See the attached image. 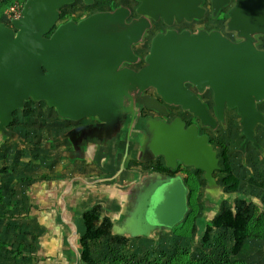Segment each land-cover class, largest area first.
Returning <instances> with one entry per match:
<instances>
[{
	"label": "water",
	"instance_id": "95a60500",
	"mask_svg": "<svg viewBox=\"0 0 264 264\" xmlns=\"http://www.w3.org/2000/svg\"><path fill=\"white\" fill-rule=\"evenodd\" d=\"M76 1L94 3L25 0L19 18L10 25L0 21V146L25 142L10 128L14 114L23 112L28 102L43 103L61 120L95 121L55 139H68L72 152L64 156L70 161L99 157L107 171L120 151L118 177L126 171V161L146 164L161 158L171 171L178 165L200 171L204 197L211 204L233 198L236 194L224 193L216 183L218 153L206 135H199V127L215 132L219 125L226 127V112L235 111L244 139L236 148L242 163L248 144L264 157L255 138L256 128L264 127V114L258 110L264 103V49L257 46L258 37L264 38V0H209L208 8L203 0H135L133 10L119 5L59 23L61 9ZM223 9L224 31L234 34L233 41L216 29L173 28L175 23L201 21L207 12L216 18ZM132 12L135 17L129 20ZM159 22L166 30L151 35L141 59L133 49ZM141 60L143 67L131 68ZM205 89L214 117L200 99ZM149 90L158 98L145 95ZM143 108L159 116L179 108L198 125L187 127L179 117L169 122L144 117ZM88 148H93L90 154ZM128 181L117 193V210L105 216L112 236L148 239L171 233L184 222L189 190L181 175L133 171Z\"/></svg>",
	"mask_w": 264,
	"mask_h": 264
},
{
	"label": "rangeland",
	"instance_id": "374dc122",
	"mask_svg": "<svg viewBox=\"0 0 264 264\" xmlns=\"http://www.w3.org/2000/svg\"><path fill=\"white\" fill-rule=\"evenodd\" d=\"M110 4L115 5V8L119 5L129 8L128 5L131 7L134 6V1L94 0V3L90 6H85L81 1H76L71 5L63 7L61 9V14H71L76 21H79L93 13L109 11ZM219 20L221 21L222 19H210L208 13L203 20L196 22L193 27L195 29H212L219 27L217 29H220L224 32L225 36L231 38V35L226 34L224 31L225 18L223 19V23ZM258 40L260 43L257 46L259 49L263 50L264 38L258 37ZM133 50L140 53V58L143 59L148 52V43L137 45ZM140 63H143V61L141 60ZM262 105V112H264V103ZM210 107L213 110L211 100ZM171 109L176 114L180 113L179 108ZM144 111L148 110L143 108L141 111L142 115ZM212 114L214 117V111ZM14 117L15 121L13 120V127L11 129H14L17 133L19 132L25 142L20 141L14 144L8 141L0 146V187L4 189L5 193L6 191H15L14 186L18 183H20L19 185H23L24 182L22 183L21 180L26 177H40L44 174L50 177L62 176V161L57 155L61 147H57L58 145L55 140H52L55 133L58 134L62 131V123L56 118L54 111L48 110L43 103L34 105L32 102H28L24 111L16 112ZM231 121L232 122L229 124L230 128L228 127L227 130L225 129L227 127L226 124V127L221 125L222 128L219 126L220 129L212 132L213 135L211 136V140L220 155L223 150H227V154L230 156L229 160L234 165L233 173L238 177L240 176L241 187L238 188V192L234 193L236 195L233 198L228 197L226 200H221L219 205H216V203L211 204L210 201L204 197V183L200 182L199 176L195 177L197 191L195 193L194 202L197 220L194 222V225L197 232L191 237L195 240V243L190 245L191 238H179L172 235V232L165 234L157 233L148 239H132L129 246L118 249L113 246L112 240L108 238V240L106 239L100 245H97L93 251L96 264H155L156 260L162 262L167 261L173 253L178 250L189 253L202 264L226 263L230 251L229 235L224 232H212L209 243L203 245L201 234L204 230V224L201 222H209L217 215L220 209L224 207L235 209L239 204L238 193H241V197H245L247 202H251L258 207L264 206V157L256 155L257 153L254 150L256 154L253 151V153L250 152L251 157H249L245 163L241 162L239 154L236 151L240 142L237 135L239 132V121L236 118H233ZM258 129V134L261 137L260 140L264 141V127H258ZM121 156L122 154H120L116 162L118 164V169ZM158 162L160 163L161 161L159 160ZM156 165V162L146 164L129 163L125 168L137 172L141 171L142 173H148V171L153 170ZM219 165L222 167V161L219 162ZM188 170L189 169H181L179 173H182L181 175L183 176H188ZM217 175L219 178L218 182L221 183V179L224 175L222 173H217ZM17 187L22 190L25 188L24 186ZM223 192H226V190L223 189ZM227 194L231 193L227 192ZM207 203L211 204L213 207L211 209L207 208ZM10 221L15 222L13 220ZM240 259L246 264H264V244L250 243V253L246 256H241Z\"/></svg>",
	"mask_w": 264,
	"mask_h": 264
},
{
	"label": "crops",
	"instance_id": "0c3cea01",
	"mask_svg": "<svg viewBox=\"0 0 264 264\" xmlns=\"http://www.w3.org/2000/svg\"><path fill=\"white\" fill-rule=\"evenodd\" d=\"M56 118L62 123V131L55 133L52 140L74 128L89 125L86 119L73 123ZM258 131L257 127L255 138L264 147ZM56 144L61 147L57 155L62 161V176L26 177L23 185L14 186L15 191L3 194L8 207L6 215L18 220L0 223V264H80L81 215L97 209L104 217L118 208L115 203L117 193L125 189L132 171H124L115 177L118 158L112 168L107 165V172L99 157L98 161H70L65 157V153L72 152L68 139ZM83 146L92 145L83 143ZM92 151L93 148L86 149L87 154ZM61 153L62 157L59 156ZM102 154L105 157V152ZM117 154L120 156L121 152ZM128 163L135 162L126 161L124 166ZM17 186L25 188L22 190Z\"/></svg>",
	"mask_w": 264,
	"mask_h": 264
},
{
	"label": "trees",
	"instance_id": "16d2710c",
	"mask_svg": "<svg viewBox=\"0 0 264 264\" xmlns=\"http://www.w3.org/2000/svg\"><path fill=\"white\" fill-rule=\"evenodd\" d=\"M8 2L0 4V21L3 19V11ZM115 5L110 4V10L114 9ZM75 20L71 14H61L59 23H64L68 20ZM15 116V114H14ZM15 121V117H14ZM13 127V123L10 128ZM224 174L227 177L223 180L227 185L228 190L232 193L238 190L239 181L231 175L230 167L226 164L227 159L224 157ZM45 178L46 176H41ZM47 178V177H46ZM192 178L186 179V184L189 189L188 206L189 212L184 222L177 226L172 235L179 238H191L196 234L197 230L194 222L197 220L194 197L197 191V185ZM24 179L21 180L23 182ZM4 189L0 187V223L2 221H17L13 216H7L6 210L8 207L3 201ZM7 193H12L6 191ZM239 204L235 209L224 207L220 209L217 215L209 222L202 221L204 230L201 234V241L203 245L209 243L212 232H224L229 235L230 251L225 264H246L240 259L241 256H246L250 253V243L264 244V206L258 207L251 202H247L245 198L239 197ZM105 217V216H104ZM97 209L87 211L81 215L80 218V233L78 244L80 247V264H96L93 257V251L103 241L108 238L112 240L113 246L118 249H123L131 243V240L123 237H113L110 234V221L105 218ZM6 219V220H3ZM3 223V222H2ZM195 240L190 239V245H193ZM155 264H202L199 260L194 259L189 253L178 250L165 262L156 260Z\"/></svg>",
	"mask_w": 264,
	"mask_h": 264
},
{
	"label": "flooded vegetation",
	"instance_id": "af4514ba",
	"mask_svg": "<svg viewBox=\"0 0 264 264\" xmlns=\"http://www.w3.org/2000/svg\"><path fill=\"white\" fill-rule=\"evenodd\" d=\"M134 1V6L136 5V3H135V0H133ZM129 6V8L131 9V10H133L134 8V6L133 7H131L130 5H128ZM203 6L204 7H206V8H208V6H209V0H203ZM111 10H113V9H111ZM111 10H109V11H111ZM225 9H223L220 13H219V15L216 17L217 19L218 18H220V19H222L220 22L221 23H223V19L225 18ZM209 13V17H210V19H212V17H211V13L210 12H207V14ZM135 17V14L132 12V14H131V16H130V18H129V20H131L132 18H134ZM205 17H206V15H205ZM214 19V18H213ZM128 20V21H129ZM225 21H226V19H225ZM225 21H224V23H225ZM197 21H194V22H192V23H190V24H187V23H182L181 25H178V24H174V26H173V28L174 29H177V30H179V31H181V30H183V29H188V30H190V31H192V32H196L197 30H201V29H204V30H212V29H216V30H219L220 31V33L222 34V35H224V32H222L220 29H217V28H219V27H217V28H212V29H206V28H194L193 26L195 25V23H196ZM199 22V21H198ZM164 30H166L165 29V27L161 24V22H159V23H156V24H154L153 25V30L150 32L151 34H147L148 35V37H147V35L144 37V42L142 43V44H146V43H148V48H149V40H150V37H151V35L154 33V32H156V31H164ZM231 35V38L230 39H232V41L235 39V36H234V34H230ZM225 36V35H224ZM141 45V44H140ZM136 47V46H135ZM135 52V54L136 55H138V56H140V53H137L136 51H134ZM144 65H143V63H140V64H138V65H135V66H131V68H133L134 70H138L139 68H141V67H143ZM145 95H147V96H149V97H152V98H158V97H156L155 96V94H154V92L152 91V90H149V91H146L145 92ZM200 99L202 100V103L206 106V108L208 109V111H209V113L210 114H212L213 113V110L211 109V107H210V100H211V95H210V92H209V90H207V89H205L204 90V93L203 94H201L200 95ZM261 106H263L262 104L261 105H258V110L260 111V112H262V108H261ZM168 113H169V115H167V116H159V115H155L153 112H148V111H144V113H143V115L142 116H152V117H155V116H159L160 118H162L165 122H169L172 118H174V117H179V118H181V120L186 124V126L188 127V126H190V125H198V121L193 117V116H191L190 114H187V113H185V112H182L181 110H180V113H182V114H180V113H175V112H173L172 111V109L171 108H168ZM263 114H264V112H262ZM212 116H213V114H212ZM233 118H236V119H238V121H240V118L237 116V114H236V112L235 111H227L226 112V124H227V127L225 128L226 130H227V128L229 127L230 128V123L232 122L231 120L233 119ZM85 122L87 123V124H94V120H91V119H86L85 120ZM239 123V122H238ZM221 128H222V126L221 125H219ZM220 127H218V129H220ZM199 135H206L207 137H208V141H209V143L211 144V145H213L214 146V148H215V145L212 143V140H211V136L213 135V133L210 131V130H206V129H203V128H201V127H199ZM237 135H238V139H239V144H238V146L237 147H239L242 143H243V138L239 135V132L237 133ZM215 150H216V148H215ZM217 151V150H216ZM254 152V149L251 147V145L250 144H248V146H247V157H246V160L249 158V157H251V155H250V152ZM252 152V153H253ZM217 153H218V151H217ZM228 152H227V150L225 151V150H223L222 151V153H221V155L218 153V158H219V162L220 161H222V167L220 166V170L219 171H216V172H214V174H213V176L216 178V180H217V184L220 186V188H222V190L223 189H225L226 190V192H224V193H227V192H230V193H232L231 191H229L228 190V187H227V185H225L224 184V182H223V180L227 177V175L226 174H224V172H223V170L225 169V167H224V160H223V158L225 157L226 159H227V162H226V164L230 167V171H231V175L234 177V178H236L238 181H239V187L238 188H240L241 187V185H240V176L238 177V176H236L234 173H233V170H234V165H233V163L229 160V154H227ZM255 153V152H254ZM239 154V153H238ZM256 154V153H255ZM257 155V154H256ZM239 157H240V160H241V155L239 154ZM161 161L160 163L158 162V161ZM230 161V162H229ZM154 162H156V167L153 169V170H150V171H148V173H151V172H156V173H160V174H163V175H170V176H174V175H181L182 173H179V172H181V169H189L188 170V172H189V174H188V176H183V175H181L182 177H183V179H184V183H185V185H186V187L188 188V186H187V184H186V179H188V178H192V180H193V182L195 183V177L196 176H199V179H200V182H203L204 183V185H203V191H204V188H205V186H206V183H205V181L202 179V173L200 172V171H198V170H196V171H194V170H192L191 168H184L183 166H181V165H178L177 166V168H176V170L175 171H171V170H169V169H167V168H165V166H164V164H163V160L161 159V158H158L156 161H154ZM242 162V161H241ZM149 163H151V162H149ZM129 164V163H128ZM127 164V165H128ZM126 165V166H127ZM125 170L126 171H135V170H132V169H126L125 168ZM141 172V171H140ZM191 172V173H190ZM217 173H222L223 175H224V177L221 179V183L220 182H218L219 181V178H218V175H217ZM191 180V181H192ZM196 184V183H195ZM189 190V189H188ZM236 192H238V190H236L235 192H233V193H236ZM239 194V196L238 197H241L242 195H241V193H238ZM189 196V195H188ZM243 198H245V197H243ZM208 204V203H207ZM207 208H209V209H211L213 206L211 205V204H208L207 206H206ZM205 207V208H206Z\"/></svg>",
	"mask_w": 264,
	"mask_h": 264
},
{
	"label": "built area",
	"instance_id": "2783aa9c",
	"mask_svg": "<svg viewBox=\"0 0 264 264\" xmlns=\"http://www.w3.org/2000/svg\"><path fill=\"white\" fill-rule=\"evenodd\" d=\"M24 1L25 0H0V4L3 2H8L3 11V19L1 22L10 25L9 21L11 19L19 18L20 10Z\"/></svg>",
	"mask_w": 264,
	"mask_h": 264
}]
</instances>
